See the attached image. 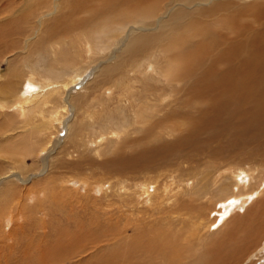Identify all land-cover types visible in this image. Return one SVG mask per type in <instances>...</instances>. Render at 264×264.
Instances as JSON below:
<instances>
[{
	"label": "bare ground",
	"instance_id": "6f19581e",
	"mask_svg": "<svg viewBox=\"0 0 264 264\" xmlns=\"http://www.w3.org/2000/svg\"><path fill=\"white\" fill-rule=\"evenodd\" d=\"M90 1L94 0H27V5L24 4L25 6L22 7L24 14L17 21H13L15 18L13 15L7 17L8 21L13 22L0 24V54H10L12 52L11 57L17 55L19 59L22 58L24 68L32 77L37 76L38 78L39 76L42 79L41 83L39 81L38 87L35 84L33 86L23 85L19 88L18 86L21 85H18V73L21 69L16 66L9 72V76L5 78L4 82L1 83L0 81V105L12 106L15 102L21 104L20 114H25L28 123L34 124L39 129L40 136H43L41 141L44 142V145L40 143L43 146L41 151H46L49 143L52 142L53 131L57 128V126L54 127L55 123L61 124L60 116L67 107V102L64 101L66 91L69 90L70 92L72 86L83 77L88 68L75 65L76 69L74 68L75 71H72L73 74L69 77H67V74L62 75V73L56 77L54 74L48 76L49 74H44L46 72L42 73L43 71L40 72L35 67L34 56L43 49H49L55 67L59 71L63 68L59 55L62 53V46L65 44L72 47L70 49L73 50V56L75 57L72 63L78 59L83 61L81 50L84 46H86L90 58L93 56L95 49L87 39L88 37L84 36L86 44L73 42L68 37L72 32L86 29L89 26H92L90 28L94 29V33L97 34L95 43L99 42L101 45L105 38L108 39L106 43L102 44L104 50H110L112 42L120 46L118 50L112 53L111 57H109V54L98 66L97 77L94 79L95 84L92 89L96 91L106 87V89L104 88V94L109 92L111 95L115 88L117 97H115L114 102L117 103V108L111 110L109 106L108 108L104 106L107 113L106 119L110 125L105 124L107 133L99 134L95 137L96 139L85 140L87 137L85 132L94 127V122V124H91L92 122L88 121L76 126L72 123L69 124L66 142L62 144V149L68 152L65 153V156H70L72 147L78 148V145H85L88 148L90 144L96 146L99 139V143L103 141L112 143L114 142L112 138L120 139L122 135H125L127 132L126 126L129 122L124 106L129 103L128 109L134 114L133 121L142 126L139 131L144 136H149L152 139L156 138L157 140L160 137L162 125H166L165 123L172 119L177 120L174 125L172 124V128L170 126L172 131L188 133V135L179 138L170 145L164 142L160 146V155H154L150 151L136 156V158H140V156L146 158L144 159V165L149 164V167L155 164L158 165L160 164V156H175L186 141L199 137L197 135L201 130L211 128L210 120L206 115L201 114L199 118H191L185 112L182 116L180 110L188 109V107L191 110L193 106L196 109L197 101L200 104L206 99L209 103V109L213 113H219L220 106L226 104L229 105L228 108H231L230 105L232 104L248 100L256 104L259 100L258 97L264 94V0H168L167 2L163 1L166 2L165 4L161 2V6L160 0H102L103 5L99 9L95 8V12L105 16V19L101 23L99 22V28L98 25L93 24L96 19L94 11L89 12L93 14L91 20L73 19L75 15L85 11ZM1 3L2 0H0ZM56 10L59 11L58 14H56ZM9 24L14 26L9 28ZM28 25L32 27V31L26 28ZM179 29H188V32L191 29L192 46L184 45L188 40L184 36L185 32H183L178 37L180 40H176L177 44L180 45V53L177 52L176 54L175 52L171 57H168L160 49L162 50V47L166 46L165 44L169 38H163L164 41H161V43L160 39L166 34ZM15 36H24L23 46H20L16 41H12L11 44L6 46L1 44ZM100 36L103 37L102 41H100ZM12 48H15V50ZM118 52L120 53L117 54ZM160 54L165 55L167 61H174V63L166 68H161ZM199 63L207 66L204 74L198 75L197 73L196 65H199ZM189 74L192 76L187 81ZM2 78L1 75L0 79ZM192 79L193 82L191 83ZM179 85H183L182 88L178 89ZM185 87L187 89H183ZM213 87L217 89H212ZM182 89L184 95L180 99L177 95ZM184 96L187 98L185 101ZM170 98L172 100L164 105L163 101ZM168 108H171L173 112H169L164 118H160ZM258 109L264 117V103L261 107L259 105ZM90 115L89 119L93 121L94 117ZM117 115H121L119 123H115L114 118ZM57 120L59 121L57 122ZM100 120L105 119L101 118ZM164 129L168 128L165 127ZM130 142H123L122 144H119L120 140L114 142L117 143V147L115 150L111 148V151L122 153L127 149ZM2 147L0 146V180L4 178L7 180L0 192L1 218L9 215V217H5L8 222L11 220L10 217L15 222L26 219L28 215L34 214L27 210V202L38 201V205L34 208L38 214L45 213L43 212L46 211L43 205L49 204L46 203L48 199L52 201L51 213L62 211L59 205L70 203L69 201L73 202V198L68 196L66 187H64V183L69 181L68 179L71 177L64 180L56 177L59 170L63 172V169L70 166H83L82 164L87 162V160L83 162L85 154L81 156L82 161L79 160L80 162L72 163L60 158L55 162L52 161L54 163L49 164L50 167H46L49 169L40 170L36 168L43 178L36 184L32 183L30 187H25V189L19 190L13 195L11 191L15 189V185L12 178L16 181V176H19L23 181L22 184L26 183L27 185L31 180L26 182L27 180L23 179V171L20 170L22 173L17 171L25 156L17 155L15 151H8V149ZM1 158L4 160H1ZM126 158L122 154L121 160H117L119 165L115 162V167L119 173H123L128 169L135 171V167L132 168ZM107 164L109 162H105V165ZM159 167L163 168L161 164ZM61 173L60 175H62ZM233 174H235L233 176L235 185L238 187L237 193L233 192V187L231 189L226 186L220 187L222 196L219 195L214 204V210L217 209L218 205L221 208L218 214L220 221L226 220V216L228 217L236 208L243 209L252 202L254 207L259 195L262 192L264 193V187L261 190H246L247 192H245L244 189L250 185V178L249 174L244 172L243 169H240L237 174ZM19 178L18 180H20ZM206 178L201 179L200 184L202 186L185 192L184 197L182 195L181 199H177L173 204H167V208L161 210L163 215H171L168 216L167 220L184 217L187 222L186 229H195L194 231L197 232V228L202 226L200 221L204 219L202 216H205L210 207L203 204L196 205L195 203L205 199L212 192L211 187L217 185L219 181L213 179L210 183L211 178ZM26 179L28 178L26 177ZM147 185L146 182L142 183L141 189L144 192L143 194L147 195V203H151L153 201L152 196H150L152 190ZM165 191L168 192V187ZM187 195L188 199H185ZM10 198H13V200L18 198L14 202L15 211L9 207L8 200ZM160 206H162V203ZM63 207H66V204L61 208ZM259 207L257 211L252 213L259 219L253 221V215H247L248 217L245 216L246 219L232 222L233 219L226 222L223 228L220 229L219 227L221 231L217 229L220 234H217L216 239H212L213 237L204 239L205 245H201L204 249L199 252L191 244L187 246L179 245V241L186 239L180 231L164 227L161 229L160 227V229L156 228L155 231H152V236L150 234L139 235V237L130 241L122 239L118 241L117 245L111 247L110 251H106L107 249H104L105 251H78L79 259L77 258L76 264H160L159 259L162 260V264H220L224 261L230 263L234 254H240L236 252L237 249L244 252L239 264H264V201ZM214 210L209 214L214 213ZM94 212L93 214H87V223L81 221L77 223L76 228L79 231L77 234L79 236L81 234L80 238L83 240L87 239L90 233L100 226L101 220L97 215L95 216L96 212ZM247 213L248 211L245 215ZM68 214L67 220L70 223L71 219L75 218L69 217V215H72ZM235 215H238V213ZM219 220L217 219V221ZM14 221L13 223H15ZM217 221L214 224H218ZM238 230L245 231L252 242L245 244L237 241L236 235L240 234L237 232ZM118 231L114 228L104 229L103 237H114L118 234ZM123 233L125 232H120V234ZM32 243L34 245L35 242L32 241ZM141 248H148L149 251H139ZM52 255L50 251H28L23 258L14 264H51ZM191 257L193 262L184 263L187 260L186 258ZM70 258L68 256L66 259ZM157 260L159 262H156Z\"/></svg>",
	"mask_w": 264,
	"mask_h": 264
},
{
	"label": "rangeland",
	"instance_id": "374dc122",
	"mask_svg": "<svg viewBox=\"0 0 264 264\" xmlns=\"http://www.w3.org/2000/svg\"><path fill=\"white\" fill-rule=\"evenodd\" d=\"M163 1L167 2L168 0H160V6L161 2L164 4L166 3ZM26 3H28L27 0H2V3L0 4V24L17 21L24 14V12H22V7L27 5ZM102 3V0L90 1L85 9V11H87L75 15L73 19L91 20L93 14H90L89 12H95L96 9H99V7L103 5ZM58 12L56 14H58ZM95 13L96 19L93 24L95 26L98 25L99 28L100 23L105 19V16L100 13L98 14V12ZM13 15L15 17L14 20L8 21L7 17ZM13 26L14 25L12 24L8 25L9 28H12ZM90 27L92 26H89L86 29L76 30L69 34L68 37H70L69 39H72L73 42H82L83 44H86V38L88 37L87 39L93 44L95 49L93 56L90 57L91 59L87 53L86 46H84L81 50L83 61L78 59L72 63V60L75 57L73 56V50L70 49L71 46L68 44L62 46V53L59 55L62 60L61 66L64 68L61 67V71L55 67L49 49H43L34 56L35 67L38 71H43L42 73L46 72L44 74H49L48 76H53L54 74L56 77L62 73V75L67 74V77H69L73 74L72 71H75V65H82L88 68L83 77L72 86L70 92L69 90L66 91L64 101L67 102V107L60 116L61 124L59 125L58 123H55L54 127L57 126V128H54L52 142L49 143L46 151H41V147L43 146L40 143H43L44 145V142L41 141L43 136H40L39 129H37L34 124L32 125L28 123L25 114H20V109L22 110L21 104L15 102L12 106L0 105V146H3L2 148L5 147L8 151H15L17 155L20 154L21 156H25L24 161H22L20 165L18 164L19 168L17 171L18 173H22L21 171H23V179H25V181L27 180L26 182L31 180L27 185L25 182V184H22L23 181L19 176H16V181L12 178L15 189H12L13 191H11V194L15 195L19 190L25 189V187H30V184H36L43 178L39 173L40 171L38 172L36 168H39L40 170L49 169L46 167L60 158L66 159L72 163L79 160L82 161L81 156L84 154V159L82 158L83 162L87 160L86 163L82 162L83 166H70L63 169V172L59 170L57 173L58 175L56 178L61 180L71 177L68 179L69 181L64 183V187H66L68 196L73 198V202L69 201L70 203L59 205V208L62 211L51 213V199H48V202L41 199L46 203H49L43 205L46 210L43 211L45 212L43 214L42 212L39 214L35 212L34 208L38 205V201L27 202V210H30V213L33 212L34 214L28 215L26 219H22V221L17 220L15 222L14 219L10 217L11 220L8 222L5 217H9V215L2 216L1 218L2 213H0V264H14L23 258L24 254L28 253V251H50L51 255L53 254L51 257V264H76L77 258L79 259L77 255L78 251H105L104 249L110 251L111 247L117 245L118 241H121L122 239L130 241L139 237V235L150 234L152 236V231H155L156 228L160 229V227L161 229L164 227L180 231L184 234L183 237L187 240L179 241V245L187 246L188 244H191L195 246V250L199 252L204 249L202 247V244L205 245L204 239L207 237H213L212 239H216L218 236L217 234L219 233L218 230H220L221 227L223 228L226 222L233 219L232 222L246 219L248 217L247 215H253V211H257L264 201V193L262 192L263 194L261 193L259 195L254 207V203L252 202L249 203V205L247 204L243 209L236 208L228 215V217L226 216V220L224 219L223 221H220L218 217L221 209L220 206L218 205L216 210L213 209L215 202L218 200L217 197H219V195L222 196L220 187L226 186L230 187V189L233 187V192L235 194L237 193L238 187L235 185L233 177L235 174L233 173L237 174L240 169H243L244 172L249 174L250 178V185L248 188L244 189L245 192H247L246 190H261L264 187V117H262V114L258 109L259 105L261 107L264 103V94L258 97L259 100L256 104L251 100L232 104L230 105L231 108H228L229 105L226 104L220 106L219 113H213L212 110L209 109V103L206 99L204 101L201 100L202 102L200 104L197 101L198 105L196 109L198 110L194 109V106L191 110L189 107L188 109L180 110L182 111V116L185 112L187 116L191 118H199L201 114L204 116L206 115L210 120L211 128L204 131L201 130L197 135L199 137H196L191 141H186L184 146L181 147L178 154L175 156H160V164L163 168L159 167L160 164H155L151 167H149V164L144 165V159L146 158H144V156L136 158V156L140 153L150 151L154 155H160V146H162L164 142L170 145V143L175 142L179 138L185 137L188 133L172 131V124L174 125V122L177 121L172 119L168 121V123H165L166 125H162L163 128H160V137L157 138V140L156 138L152 139L149 136H144L143 133L139 131L142 126L133 121L134 114L128 109L129 103L124 106L129 122L126 126L127 132L125 135H122L120 139L112 138V141L114 142L120 140L119 144L133 140L134 142H130L127 149L122 151V153H114L111 151V148L115 150L117 143H108L106 141L99 143V139L97 140L98 142L96 141V146L90 144L88 145V148H86L85 145H78V148H71L70 156H65V153L67 154L68 152L62 149V144L66 142L69 124L72 123L76 126L77 124L88 121L92 122L91 124L95 123L94 127L85 132L87 133L85 140L89 141L91 138L96 139L95 137L99 134L107 133L105 127L107 124L108 126L110 125L106 119L107 113L104 108L106 106V108L109 106V109L111 110L117 108V103L114 102L116 100L115 97H117V91L115 88L113 89L114 92H111V95L109 92L104 94L106 87H104L105 89L103 88L96 91H93L92 89L95 84L94 79L97 77L98 66L102 63L103 59H106L109 56V54V57H111L112 53L118 50L120 46L119 44L112 42V50H104L102 44L106 43L108 39L105 38V42H101V45L99 42L95 43L94 41L97 34L94 33L95 30ZM26 28H28L29 31H32L31 26L28 25ZM183 32H185L184 36L188 40L184 45L191 47L193 42L191 29H189V32L188 29H179L166 34L160 39L161 43V41H164L163 38H169L168 42L165 44L166 46L162 47L163 51L161 49L160 51L168 57H171L175 52L176 54L177 52L180 53V45L177 44L176 40H180L178 37H180ZM84 36H86V38ZM24 40V36H15L12 39H8V43L5 41L1 44L6 46L11 44L12 41H16L20 46H23ZM102 40L103 37L100 38V41ZM117 46L119 47L117 48ZM12 49L15 50V48ZM119 53L120 52L117 54ZM165 55L160 54V57L162 58H160L161 68H166L174 63V61H167L168 59L165 58ZM11 56L12 52L10 54H0V76H3V78L0 79L1 83L4 82L5 78H8L9 72L16 66L21 69L20 73H18V85H21L18 86L19 88L23 87V85L33 86L36 84L37 86L39 81L40 83L42 82V79L39 76L38 78L37 76L32 77L31 74L27 72L26 68H24L25 65L22 58L19 59L17 55H14L15 57ZM200 64L201 63H199V65ZM157 65H159V63H157ZM199 65H196L198 75L201 73L204 74L207 66ZM135 74L137 73L135 72ZM191 76L192 75L189 74L186 80L188 81ZM190 82L192 83L193 79ZM182 86L183 85H179L178 89L182 88ZM183 89L187 88L185 87ZM183 89L179 95H177L180 99H182V95H184ZM212 89L217 88L213 87ZM92 91L94 92L93 94ZM172 98L163 101V104L166 105V103L170 102ZM185 100H187V98L184 96V101ZM169 112H173L171 108L166 109L160 118H164ZM90 114L94 117L93 121L89 119ZM120 117L121 115H117L114 118L116 121L115 123H119L121 119ZM101 118L105 120H100ZM58 121L59 120H57V122ZM165 127L168 129H164ZM85 149L87 150L83 151ZM122 154L125 158L127 157L126 159L129 160L132 168L135 167V171H132L133 169H128L123 173L118 172L115 164L117 163L119 165L117 160H121ZM1 160L4 159L1 158ZM105 162H109V164L105 165ZM60 173L62 175H60ZM26 177L28 179H26ZM204 177H207L208 179L211 178L210 183H212L213 179L219 181L217 185H211L212 192L208 194L205 199L195 203L196 205L203 204L210 207V210L206 211L205 216H202L204 218L200 220L202 226L197 228V232L194 231L195 229H192L193 231L188 230V228L186 229L187 222L184 217H176L175 220L174 218H172V220H167L168 216L171 215H163L161 210L166 209L167 204H173L177 199H181L182 195L184 197L185 192L202 186L200 183L201 179ZM18 178L20 180H18ZM6 180L7 179L5 178L0 180V192L3 190ZM70 180L73 181L71 182ZM144 182H146L150 190L153 191L150 192V196H152L153 200L151 203H147V195L143 194L144 192L141 189V184ZM22 186L23 188H21ZM166 187H168V192L165 191ZM156 196L160 198H157ZM185 199H188V195ZM12 200L13 198L8 200L9 207L15 211L16 208L14 202L17 201L18 198ZM161 203L162 206H160ZM65 204L66 207L61 208ZM213 210L214 213L212 212L209 214ZM247 211L248 213L245 215ZM93 212L95 213V216L97 215L99 220H101L100 226L96 230H93L94 232L92 231L87 239L83 240L80 238L81 234L80 236L77 234L79 232L76 228L78 226L77 223L78 221L87 223V214H93ZM237 213L238 215H235ZM67 214L69 217H74L76 220L71 219V222L69 223L67 220ZM232 214H234V216H232ZM16 217L17 216L15 215V218ZM217 219L219 221H217ZM255 219L259 218L253 215L252 220L254 221ZM13 221L15 223H13ZM216 221L218 224H214ZM113 228L114 230H119L117 235L114 237H103L104 229L109 230ZM123 231L125 233L120 234V232ZM237 232L240 233L236 235L237 241L244 242L245 244L252 242L251 239L247 237L245 231L238 230ZM32 241L35 242V246ZM139 251H149V249L141 248ZM236 252H239L240 254H234V256L231 257L232 260H230V263L224 261L220 264H239L244 252H240L238 249ZM68 256L71 258L66 259ZM186 259L187 260L184 263L193 262L192 257ZM159 261L160 264H162V260L159 259ZM159 261L157 260L156 262Z\"/></svg>",
	"mask_w": 264,
	"mask_h": 264
}]
</instances>
